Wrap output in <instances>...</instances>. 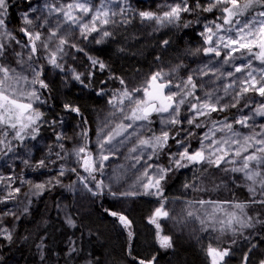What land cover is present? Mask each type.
Masks as SVG:
<instances>
[{"label": "snow or ice", "instance_id": "snow-or-ice-1", "mask_svg": "<svg viewBox=\"0 0 264 264\" xmlns=\"http://www.w3.org/2000/svg\"><path fill=\"white\" fill-rule=\"evenodd\" d=\"M111 2H114V0L101 3L99 7H95L91 0H72V2L60 7L45 3L43 7L47 9L49 15L52 12L61 14L60 18L55 22V30L50 32L47 41H45L42 39V32L36 30V21H40L39 27H43L48 24V18L44 17L41 20L39 15H30V13H36L37 8L32 6L31 0H25V3L29 7L20 17L22 26L19 27L18 31L27 38V43L24 45L29 51L27 59L29 61H32L34 58L39 59L36 54L41 51H48L49 42L55 37L59 43L56 45V51H48L46 63L52 68L63 72L64 66L61 63L63 57L61 56V59L58 60L57 54L66 55L67 53L64 51L65 46L77 52H84V48L78 47L76 43H72L66 38L72 31L73 26H75V30L84 40H87L92 33H97L99 39L96 36L92 37L93 41L97 44L103 43L112 36V32L107 29V26L115 24L117 21L114 18L118 15H123L124 9L120 8L119 11L112 10L110 6ZM10 7L11 0H0V35L8 36L15 40V37L8 31ZM161 7L165 9L162 12L140 11L137 14L142 20L152 21L157 25L164 26L166 24H177L186 13L195 14L198 17L201 12H219L220 16L202 25L203 31L200 32V36L203 37V44L206 46L197 49V51L203 52L204 55L210 57H223L222 63L224 64L241 59L243 56H250L260 61L261 65H264V0H244L243 3H241V0H205L203 4L200 0H194L191 5L189 4V0H173L172 3H165ZM257 8L261 10L256 11ZM249 11L252 12L250 16L248 15ZM196 22L199 23V20L197 19ZM64 24H68L69 27L64 30V34H59ZM191 24L192 21H188L182 26L187 28ZM15 43L20 44V41L15 40ZM163 43L168 44V41L164 40ZM7 52L6 44L0 42V58H5ZM237 53L240 56H237ZM14 54L17 57L22 55V53ZM88 59L93 67H98L101 70L107 67L102 61L96 58L89 56ZM29 67H32L31 64H29ZM172 71L175 72L176 69ZM209 71L208 65H204V67L194 70L192 75H187L186 80L175 84L172 79L166 78L170 77L172 73L156 71L147 78L142 86H134L131 89H129L122 78L115 77L120 80L123 88L114 94L108 103L113 106L116 112L120 113L121 122L108 128L106 132L103 128L101 129L97 141L98 151L95 155L89 150L87 143L74 149L75 156L79 158L78 163H81V167L88 173V176L92 180H95L94 173H102L104 162L108 161L110 156L114 154L118 144L124 143V140H118L117 138L124 136L128 132V129L133 128V125H136L137 122H143V124L137 125V127H142L144 124L150 125L153 114L157 115L162 125L158 135L153 132L148 138H143L139 136L136 128H133V132L124 139H129L131 135L138 136L140 154L134 157L137 163L143 159V152L145 150H151L148 159H152L153 156L159 159L160 153L168 149L165 155L169 158V166L151 165L145 160L144 171L137 178L139 188H135V185H133L134 190H114L112 183L105 185L103 179L97 181L92 187H88L87 184H85V187L94 196L107 194L117 199L120 197L135 196L157 197L159 199V206L155 208L150 218V223L155 225L158 243L163 249L173 247L172 237L161 234L162 229L158 222L160 219L169 217V211L164 206V185L171 178L170 173L188 168L189 166L206 165L220 169L221 165H235L239 162V167H224L222 171L243 173L244 179L251 182L248 186V191L252 198L247 203L235 204V208L240 210L241 215H238L235 211L227 212L225 213L227 219L220 221V223L221 225L226 224L232 228L234 234L239 229L233 228V224L239 225L240 228L250 229H255L257 225H261V231H264V131L255 135L241 137L240 133L233 130L231 123H224L222 127L217 128V124L220 122L213 121L211 135L206 133L201 140L199 148L192 149L190 141L194 133L188 129H184L182 125L185 121L180 119L181 107L187 104L191 116L185 118L186 123L190 126L200 128L202 126L198 122L200 117H211V114L214 112H224L229 107L235 108L249 93H255L260 97H264V67L258 70L253 69L251 60H248L247 63L242 62L234 66V72L227 73L228 77H233L235 73H242L244 75L242 78L237 77L224 87V96L231 95L229 89H232L235 93L231 95V100L224 104L220 102L224 99V96H215V99H213L214 92H205L203 99L195 94L198 85L194 79V75L207 76ZM216 71H219V69ZM257 71L259 73V79L254 74ZM32 72L33 79L31 80V84H38L40 89H48L49 84L43 79L38 78L42 75V69L32 68ZM0 74H2L0 75V126L13 130V138L21 142L26 137L35 139L39 133L41 124L47 121L43 119L44 114L33 107L32 101L35 100L40 103H47V101L41 100L37 90L33 88L26 96L24 93H20V96H23L27 100V102H24L17 95L14 85H19L21 81L27 83L28 77L15 73L14 69H10L2 63H0ZM91 75L92 73L89 72V77ZM83 76V73H76L73 78L81 84H84ZM97 94L102 95L103 90ZM126 101L127 104L125 103ZM243 106L247 107L248 101L245 100ZM61 107L70 113H76L77 115L81 113L80 107L71 102L63 103ZM126 108L127 111L125 110ZM255 114L264 117V103H261L255 109ZM113 115H115V112ZM251 119L253 117L245 115L237 119L235 123L249 127L248 121ZM124 121L128 123H124ZM60 122L63 123V121ZM51 123L55 124L56 121L53 120ZM225 129L232 133V136L213 139L216 131L223 132ZM182 132L183 135H181ZM7 134V132L3 133L5 136ZM233 136L238 138L233 139ZM57 139H62V137L58 134ZM169 140H172L177 146L175 152H172V145L169 144ZM204 140H208L209 143L207 145L204 144ZM114 141L116 142L115 144L113 143ZM0 145L7 147L5 140H0ZM11 150L10 147H7V151ZM137 150V147H133L130 151L137 152ZM25 163L27 164V161ZM38 167H46L45 161H39ZM150 170L151 175L149 174ZM70 171L76 172V169L72 168ZM64 174V170L61 168L59 176L62 177ZM2 179L0 177V180ZM8 179L11 180V177ZM80 179L83 182L85 177H80ZM119 179L117 177L115 182L118 183ZM27 183L37 193H42L45 190H49L54 184H60L61 181L59 179L55 181L49 179L45 182L32 183L28 181ZM184 187L189 188L191 185L185 184ZM19 192L20 188H15L0 202H7L9 198ZM195 203L204 205L218 204L220 202L201 199L195 201ZM224 203L231 202L225 201ZM248 205H260L258 214L255 216L247 215L244 209ZM24 211L26 212L27 208ZM105 212L113 217H118L119 222L124 227L128 228L130 226L131 221H129L127 216L117 211H110L109 209H105ZM5 215L15 216V213H5ZM187 215L193 216L194 214L189 211ZM67 223L73 227L75 226L74 221L70 217L67 219ZM0 235L8 241L13 240V234L7 228L0 229ZM131 235L132 233L129 232V237ZM231 243L235 244L236 240H232ZM255 247L256 245L253 244L249 251ZM71 251L74 252L76 249L72 248ZM207 252L212 258V264H224L225 258L231 254V248L209 246ZM138 264H158V262L156 257L153 256L148 259L138 260ZM242 264H248L247 255L242 257ZM258 264H264V259H261Z\"/></svg>", "mask_w": 264, "mask_h": 264}, {"label": "rangeland", "instance_id": "rangeland-1", "mask_svg": "<svg viewBox=\"0 0 264 264\" xmlns=\"http://www.w3.org/2000/svg\"><path fill=\"white\" fill-rule=\"evenodd\" d=\"M16 1L25 2V0ZM34 1L36 3L32 6L37 8V12L30 13V15H39L41 20H43L44 17L48 18V24L44 25L43 27H39L40 21H36V30L41 31L43 34L42 39L47 41V37L50 32L55 30V22L58 18H60L61 14L52 12L51 15H49L47 9L43 7L44 4L49 3L60 7L66 3L72 2V0ZM91 2L95 7H99L101 3L109 2V0H91ZM172 2L173 0H114V2H111L110 4L111 9L119 11L120 8H123L124 13L123 15H118L114 18L117 21L115 24H110L107 26V29L112 32V36L110 38L106 39L103 43L97 44L93 41L92 37L96 36L97 39H99V36L97 33H92L87 40H84L75 30V26H73L72 31L66 36V38L70 42L76 43L78 47L84 48V52H77L74 49H70L69 47L65 46L64 51L67 54H57L58 60L61 59V56L63 57L61 60V63L64 66L63 72L52 68L48 64L50 71H46V75H48L46 83L49 84V82H51L50 78H53V80H59L62 91L66 90L67 85L69 86V84L66 83L67 80L68 82L70 80H75L73 78L74 74L85 73V71L88 72V75H86V77L89 78L88 83H92L93 85L91 86L92 90L95 91L96 94L103 90V94L98 95L101 97V105L98 108L91 110L95 124L94 136L91 137L89 141L85 138L87 133L85 134L80 129L73 138L66 142L64 147L65 158L67 160L66 170H68L65 176V181L71 180L75 176L79 178L85 177L83 182L80 179L79 183L73 187L74 208L80 217L85 218L87 213L92 211V198L96 197L88 191V189L85 187V184H87L88 187H92L97 181L103 179L105 185L112 183L114 190H134L133 185H135V188H139L137 178L141 176L142 172L144 171V161L147 160V163L151 164V159H148L151 150H145L143 152V159H141L139 163H137L134 159V157L140 154L137 135H131L129 139H124L133 132V128H136L140 137L148 138V132H150L148 128L149 124H144L142 127H137V125L143 124V122H137L136 125H133V128L128 129V132L125 133L124 136L117 138L118 140H124V143L118 144L114 154L110 156L108 161L104 162L102 173H94L96 177L95 180H92L91 177L88 176V173L84 171L83 167H81V163H78L79 158L75 156L74 149L87 143L89 150L95 155L98 151L97 141L98 136L101 133V129L103 128L106 132L108 131V128L121 122L120 113L116 112V110L111 104L108 103V101L113 98L114 94L118 93L123 88V85L120 84L119 79H114L112 76H110L111 68L102 57L101 53L103 54V52L107 49L109 51L114 49L117 55L136 59L143 64L141 69L136 70L133 73L122 72L120 74L119 78H122L125 81V84L129 87V89L134 86H142L147 78L156 71L172 73L170 77L166 78L172 79L173 83L175 84L186 80L187 75H192L194 70L202 68L204 65H208L210 71L207 76L194 75V79L198 85L197 89L195 90V94L202 99L204 98L205 92H214L215 95L213 99H215V96H224V87L237 77H243L244 74L242 73H235L233 77L227 76V73L234 72V66L239 65L242 62L247 63L248 60H251L253 69L258 70L259 68L264 67V65H261L260 61L255 60L250 56H243L241 59H236L224 64L222 63L223 57H210L204 55L203 52L197 51V49L206 46L203 44V37L200 36V32L203 31L202 25L207 24L216 17L220 16L219 12H201L200 14L203 13V16L201 17L202 20L196 25L194 33H190L188 27L185 28L182 26L185 22H188L190 16L193 14L186 13L183 15L182 20L177 24H166L164 26L157 25L152 21L142 20L137 14L140 11L162 12L165 9H163L161 5ZM193 2L194 0H189L190 5ZM200 2L203 4L205 3V0H200ZM242 2H244V0H241V3ZM260 10L261 9L259 8L256 9V11ZM248 15H252V12L248 13ZM68 27V24H64L63 28L60 29L59 34H64V30ZM8 31L11 32L9 26ZM15 40H13L11 37L0 35V42H4L8 49L6 57L0 58V63L4 64L10 69H14L15 73L28 77L27 83L21 81L19 85H14V88L20 99H22L24 102H27L23 96H20V93H24L26 96L29 91L35 88L40 95L41 100H45L40 93L39 85L31 84V80L33 79L32 68H34V63L27 59L28 57L25 53V47L20 44H16ZM164 40H167L168 44H164ZM58 43V39L53 37L51 42H49L48 51H56V45ZM48 51H41L37 53V56L43 63H46ZM14 53H22V55L17 57ZM236 55L240 56L239 53ZM89 56L102 61L107 67L101 70L98 67L91 66L88 59ZM18 61H20V63H18ZM29 64H31V68L29 67ZM173 69H176V71L173 72ZM217 69H219V71H216ZM89 72L92 74H95V72L100 74L105 73V81L103 80V82L100 84L99 90L95 89L93 76L91 75L89 77ZM213 73H215V75H213ZM254 74L257 76V79H259L258 71L254 72ZM87 78L82 77V79ZM229 93L231 95L235 94L232 89H229ZM231 95L224 96V99L220 101L221 104L229 102L231 100ZM245 100L248 101L247 107L243 106ZM32 103L33 107L42 112L44 117L47 118V122L41 125L39 131L45 135L47 134V136L53 134L57 124L51 123V121L55 119L54 116L51 117V109L47 103H40L35 100H33ZM125 103L127 104V101ZM261 103H264V97H260L255 93H249L243 100H241L237 107H229L227 111L221 113L231 114L230 120L225 123H231L233 125V130L237 133H240L241 137L255 135L264 131V128H262V126H264V117L255 114V109L259 107ZM125 110L127 111V108ZM114 112L115 115H113ZM245 115L253 117V119L248 121L249 127H244L235 123L237 119ZM154 116L157 117L156 114H153L152 117ZM190 116L191 113L188 111V105L185 104L181 107L180 112V119L185 121L183 124L185 129H188L190 126L186 123L185 118ZM56 118H58L60 124V121H66L64 116H59ZM155 121L158 122L156 129V134L158 135L162 125L158 117ZM124 123L128 122L124 121ZM223 124H218L217 128L222 127ZM78 128H80V126H78ZM211 130L212 126L206 128L200 139L202 140L206 133L211 135ZM12 131L13 130H10L9 128L0 126V133L2 135L1 140H5L7 147L12 149L11 151H7V147L0 145V173H2L3 168L13 165L14 163L31 166L33 164L32 162L34 158V152L38 148L43 150L49 149V145L41 140V138L38 140L26 137L27 140L24 139L19 146L17 143L18 140L14 139L12 136ZM4 132L8 133L7 136L3 135ZM229 136H232V133L225 129L223 132L216 131L213 139H220L222 137L227 138ZM232 138L236 139L238 137L233 136ZM203 142L206 145L209 143L208 140H204ZM241 142L243 141L241 140ZM113 143L115 144L116 142L114 141ZM133 147H137V152L130 151ZM245 155H247V153H245ZM25 161H27V164ZM133 165L135 166L133 167ZM239 166V162H237L235 165H221L220 169L212 166L196 165L192 179L189 181V179L186 178L184 180V184H181L180 182L176 188L172 190V194L178 198H181L179 199L180 201L186 200L192 204H196L195 201L201 199L220 202L218 204H204L203 207L201 206V208L196 210L192 209L191 212L194 214L193 216L199 221L202 227V235L210 239L214 247H230L231 250H239L240 252L242 250V245L249 243L258 237L261 230V225H257L255 229H250L240 228L239 225L233 224V228L239 229V231L234 234L232 228L228 227L226 224L221 225L220 223V221L227 219L225 215L227 212L235 211L238 215H241L240 210L235 208V204L247 203L252 198L248 191V186L251 182L244 179L243 173L222 171L224 167L232 168ZM72 168H75L76 172L70 171ZM149 174L151 175V170ZM117 177L120 178L118 183L115 182ZM185 184H189L191 187L185 188ZM38 194L39 193L31 188V185L26 186L22 190L19 197V209L11 223H16L19 221L20 216L26 208L29 200L33 199ZM115 200H117V198ZM225 201H229L231 203H224ZM67 204V198L62 197V200L59 204L61 207L58 208L61 218L62 215H64L68 210L66 207ZM260 207V205H248L244 209V212L249 216H255L258 214ZM161 220L162 219H160L158 222L160 223ZM177 230H183L182 224H177ZM173 231L176 230L173 228L172 232ZM232 240H236V243L232 244ZM10 264L18 263L17 260H14Z\"/></svg>", "mask_w": 264, "mask_h": 264}, {"label": "trees", "instance_id": "trees-1", "mask_svg": "<svg viewBox=\"0 0 264 264\" xmlns=\"http://www.w3.org/2000/svg\"><path fill=\"white\" fill-rule=\"evenodd\" d=\"M35 3L31 0L32 5ZM28 7L25 2L11 0L9 9L10 23L8 26L12 36L19 40L22 46L27 41L18 29L22 26L20 17L28 10ZM202 16L203 13H199L198 17L195 14L190 16L188 20L192 21L188 27L190 33H194L198 24L196 21L198 19L200 22ZM25 50L28 57V48L25 47ZM101 55L109 64L110 76L114 79L120 77L122 72L133 73L143 66L136 59L117 55L114 49L110 51L107 49ZM32 62L34 68L42 69V75L38 78L46 82L48 79L46 71H50L49 65L43 63L41 59L34 58ZM83 74L85 78L88 72L85 71ZM92 76L95 89L99 90L100 84L103 80L105 81V73L95 72ZM50 79L49 88L40 89V93L47 101L53 114L51 117L54 116L57 125L53 134L47 136L39 131L35 138L38 140L41 138L49 145V149L38 148L34 152L31 166L14 163L3 168L0 173V177L3 178L0 180V201H3L15 188H20V192L14 194L7 202H0V229L7 228L13 234L12 241L0 235V264H10L14 260H17L18 264H138V260L153 256L156 257L158 264H212V258L208 255L207 249L209 246L214 247L213 243L202 235L199 221L194 216L187 215L192 209H199L203 205L192 204L186 200L180 201L181 198L172 194V190L180 182L184 184L186 178L189 181L192 179L195 166L170 173L171 178L164 185V206L169 211V217L162 219L160 225L162 233L171 236L173 240V247L168 250L160 247L157 241V230L150 223L155 208L159 206L157 197L135 196L115 200L116 198L105 194L92 198V211L87 213L85 218L77 214L74 208L73 187L79 183L80 178L75 176L65 181L68 170H66L67 160L64 147L66 142L73 138L80 129L85 134L87 133L85 138L89 141L94 136L95 124L91 110L101 105V97L92 90L93 85L88 83L89 78L84 79V84L76 80L65 81L69 84L65 91L61 90L59 80ZM66 102L78 105L81 109L80 115L63 109L61 105ZM59 116H64L66 121L60 124L56 118ZM156 118V116L151 118L152 122L148 125L150 131L148 136H151L153 132L156 133L158 126ZM230 118V113L216 112L211 117L200 118L198 120L202 124L200 128L189 126L188 130L194 133L190 141L192 149L199 148L203 132L212 126L213 121L223 124ZM43 119L47 121V118L43 117ZM182 127L185 129L183 125ZM58 134L62 139H57ZM1 138L0 133V140ZM17 143L21 145V141L18 140ZM169 144L172 145V152H175L177 146L172 140H169ZM166 152L168 149L160 153L159 159L153 156L151 164L168 167L169 158L165 155ZM41 160L45 161L46 167H38ZM61 168L65 173L62 177L59 176ZM9 177L11 180L8 179ZM49 179L53 181L59 179L61 183L54 184L49 190L30 199L26 206L27 211H23L18 222L11 223L14 216L5 215V213L16 215L19 209L20 194L26 186H30L27 182L39 183ZM62 197L68 200L66 206L68 210L61 218L58 208L61 207L59 204ZM105 209L127 216L131 221L130 226L124 227L118 217L109 215ZM69 217L74 221V227L67 223ZM177 224H182V231L177 230ZM173 228L176 231L172 232ZM129 232L132 233L131 237H129ZM253 244L256 247L249 251ZM72 248L76 251H71ZM241 249L240 252L231 250L224 264H242V257L245 255L248 256V264H258L261 259H264V231L260 230L258 237L242 245Z\"/></svg>", "mask_w": 264, "mask_h": 264}]
</instances>
